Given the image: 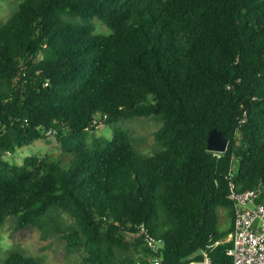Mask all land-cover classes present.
Segmentation results:
<instances>
[{"label":"trees","instance_id":"trees-1","mask_svg":"<svg viewBox=\"0 0 264 264\" xmlns=\"http://www.w3.org/2000/svg\"><path fill=\"white\" fill-rule=\"evenodd\" d=\"M141 116L159 122L152 150L114 126ZM215 127L225 152L208 148ZM51 134L69 166L5 159ZM231 179L264 201V0H21L0 25V226L57 232L92 264L204 249L232 264ZM0 264L44 263L0 245Z\"/></svg>","mask_w":264,"mask_h":264},{"label":"rangeland","instance_id":"rangeland-1","mask_svg":"<svg viewBox=\"0 0 264 264\" xmlns=\"http://www.w3.org/2000/svg\"><path fill=\"white\" fill-rule=\"evenodd\" d=\"M21 0H0V25L4 23L18 8ZM100 28L106 27L98 21ZM124 125L137 139V146L142 151L152 150L155 147V131L159 128V122L153 117L141 116L121 120L114 126ZM98 135H113V127L103 124L94 130ZM39 154L48 156L60 162L63 166H69L73 154L64 151L61 143L55 135H49L45 139L19 147L14 153H9L5 159L12 163L22 164L29 155ZM229 219L224 209L220 210L219 227L227 228ZM229 234L223 240H228ZM0 245L3 251L21 250L27 254L38 257L44 264H92L85 259V253L76 250L68 251L63 235L55 232L44 233L38 227H17L13 218L0 226Z\"/></svg>","mask_w":264,"mask_h":264},{"label":"built area","instance_id":"built-area-1","mask_svg":"<svg viewBox=\"0 0 264 264\" xmlns=\"http://www.w3.org/2000/svg\"><path fill=\"white\" fill-rule=\"evenodd\" d=\"M259 197L258 189L240 190L231 179L230 198L235 202V221L231 237L227 241L232 243L228 248L232 264H264V201H258ZM140 233L145 235L147 245L154 252H159L161 240L152 235L144 223ZM201 253L203 259H192L184 264H214L209 249H204ZM152 264H163L162 257L155 256Z\"/></svg>","mask_w":264,"mask_h":264},{"label":"water","instance_id":"water-1","mask_svg":"<svg viewBox=\"0 0 264 264\" xmlns=\"http://www.w3.org/2000/svg\"><path fill=\"white\" fill-rule=\"evenodd\" d=\"M230 137L226 136L222 129L213 128L209 134L208 148L212 151L225 152L228 149Z\"/></svg>","mask_w":264,"mask_h":264}]
</instances>
